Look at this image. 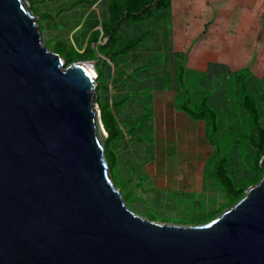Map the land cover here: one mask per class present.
<instances>
[{"label": "water", "instance_id": "obj_1", "mask_svg": "<svg viewBox=\"0 0 264 264\" xmlns=\"http://www.w3.org/2000/svg\"><path fill=\"white\" fill-rule=\"evenodd\" d=\"M87 62L43 44L27 0H0V264H264V154L210 221L137 215L109 175Z\"/></svg>", "mask_w": 264, "mask_h": 264}, {"label": "rangeland", "instance_id": "obj_2", "mask_svg": "<svg viewBox=\"0 0 264 264\" xmlns=\"http://www.w3.org/2000/svg\"><path fill=\"white\" fill-rule=\"evenodd\" d=\"M124 2L113 0L112 12L123 13ZM27 3L30 7V2ZM31 4V10L37 16L42 42L50 51L61 54L66 62L78 59L79 55L91 57L88 60H97L96 70H100L97 87L99 102L111 111L110 102L103 101L101 97L102 90L110 82L106 68L111 64L106 58H96L95 48L91 46L90 41L100 34V27L93 28L91 23L94 18L92 12L78 27L71 15L53 14L47 0H32ZM75 7H70L71 11ZM67 20H71L70 30ZM115 21L117 17L113 16L109 26L113 27ZM54 23L61 31L49 35L46 29L52 31ZM101 23L107 24L103 18ZM123 24L120 26L121 32L124 30ZM83 30L90 32L86 41L88 44L77 40L76 36ZM121 41L116 34L108 44L99 48L104 52L114 51ZM126 47L122 43L118 48L123 50ZM111 60L114 61L113 58ZM261 65L264 64L260 63L259 72H255L252 66L239 69L237 74L241 79L237 85L235 76L229 74L226 79L218 78L203 88L199 80H190L186 91L174 96L147 89L130 92L131 99L148 101L146 105L143 104L138 120L131 122L130 149L134 156H131L132 159L130 157L129 164H123V152L118 146L120 142L116 141L112 146L114 155H105V158L114 186L120 190L126 205L134 213L152 221L197 225L210 221L227 208L228 199L220 189L216 174L228 175L234 183H239L241 173L254 165L251 142L254 124L251 120L255 113L258 116L264 114V67ZM255 77L258 79L252 80ZM199 91L203 93L199 94ZM216 94L221 96L220 103L213 101ZM151 98L173 102L179 116L167 120L163 111L153 109V102L149 101ZM248 100L253 104H247ZM141 154L146 157L143 158ZM128 157L125 155L123 160L126 161ZM145 176L147 179L152 177L150 184ZM252 176L249 175L244 181H251ZM249 186L244 188V193Z\"/></svg>", "mask_w": 264, "mask_h": 264}, {"label": "crops", "instance_id": "obj_3", "mask_svg": "<svg viewBox=\"0 0 264 264\" xmlns=\"http://www.w3.org/2000/svg\"><path fill=\"white\" fill-rule=\"evenodd\" d=\"M77 1L47 0V6H51L55 15L65 13L74 17L78 27L92 12L93 28L100 27V34L90 42L95 48L96 58H106L111 64L106 68L110 82L102 90L101 97L103 101L110 102L111 111L125 131L121 140L124 144L123 164H129L134 156L130 149L131 122L138 120L143 104L148 102L141 98L131 99L130 92L147 89L174 96L183 94L190 80H199L203 88L218 78L226 79L229 74L235 76L237 85L241 79L237 74L239 69L252 66L255 72H259L260 63L264 64V0H168L166 4L153 6L142 13H125L114 36L117 34L122 39L118 47L123 43L127 49L117 47L107 52L99 47L108 44L109 41L102 36L103 30L111 29L109 23L118 14L112 12L113 0ZM70 7L75 8L71 11ZM101 18L107 24H100ZM123 21L129 23L123 24ZM69 24L71 20H67L68 30ZM122 24L124 32H121ZM46 30L49 35L61 31L55 23L52 31ZM89 34V30H83L76 36L77 40L88 44ZM94 62L96 69L97 60ZM257 79L252 78L254 81ZM149 101L153 102L154 110L164 112L167 120L179 116L173 102L168 103L163 98H151ZM213 101L220 103V94H216ZM125 155H129L126 161L123 160ZM144 155L140 156L145 158ZM150 178L146 177L149 184Z\"/></svg>", "mask_w": 264, "mask_h": 264}, {"label": "trees", "instance_id": "obj_4", "mask_svg": "<svg viewBox=\"0 0 264 264\" xmlns=\"http://www.w3.org/2000/svg\"><path fill=\"white\" fill-rule=\"evenodd\" d=\"M27 1L30 2V8H31L32 0H27ZM167 2L168 0H127L124 6L125 9L123 13L117 14V21H115L114 26L107 31L103 30L102 36L106 37L107 41H110V39L114 37V34L116 33L117 27L119 25V21L125 13H129V12L134 14L142 13L153 6H162ZM88 59L90 58L87 57L86 55H79L78 59L76 60H88ZM71 61H67L66 63H69ZM96 72L98 73V77H97V82H98L99 72L97 70ZM98 86H96V89H98L97 88ZM96 101L100 108V117L102 124L107 133V137L105 139V146H104V155H114L112 146L116 141L120 142L118 146L120 145L119 146L120 152H122V147L124 146V144H122L121 140H123V136L125 134L124 129L120 125V122L116 119L115 113L109 111L106 107H102L99 102V99H97ZM251 103L252 102L248 100L247 104L250 105ZM251 122H253L254 124L253 126L254 129L251 137L253 154H254L253 156L254 165L249 169H245L241 173L239 183H234V181L228 175H220L221 173L216 174V179L220 184V189L223 192L224 196L228 199V205L226 207L238 201L244 195V188L248 184L251 185L256 183L262 175V170L259 167V159L264 154V114H262V116H258V114L255 113V116L252 117ZM249 175H253L252 176L253 179H251V181H244L245 179H247Z\"/></svg>", "mask_w": 264, "mask_h": 264}, {"label": "bare ground", "instance_id": "obj_5", "mask_svg": "<svg viewBox=\"0 0 264 264\" xmlns=\"http://www.w3.org/2000/svg\"><path fill=\"white\" fill-rule=\"evenodd\" d=\"M86 65L96 75V72L94 71L93 66L89 62H87Z\"/></svg>", "mask_w": 264, "mask_h": 264}]
</instances>
